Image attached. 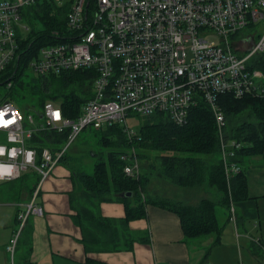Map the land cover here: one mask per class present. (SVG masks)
<instances>
[{"label":"built area","instance_id":"built-area-1","mask_svg":"<svg viewBox=\"0 0 264 264\" xmlns=\"http://www.w3.org/2000/svg\"><path fill=\"white\" fill-rule=\"evenodd\" d=\"M45 0H0V70L17 55V31H27L25 8ZM65 7L64 28L39 47L27 66L34 75L93 68L91 94L75 118L64 117L57 101L45 100L34 112H21L11 101H0V165L11 174L1 182L34 172L38 180L30 198L16 213V228L4 245L13 253L28 215H41L36 194L66 148L86 127L121 125L131 137L126 119L162 113L181 125L189 111L203 103L218 135V157L226 187L240 172L234 161L242 144L226 139L218 95L255 96L264 100V74L253 67L264 52V0H46ZM214 36L215 40H209ZM247 46H242L246 45ZM241 45V46H240ZM9 85V84H8ZM12 120L13 123L6 122ZM68 128L64 144L38 151L28 144L46 129ZM15 151V155H9ZM122 172L137 177L133 152L121 154ZM229 196L228 214L234 222ZM257 241L258 238H250Z\"/></svg>","mask_w":264,"mask_h":264},{"label":"trees","instance_id":"trees-1","mask_svg":"<svg viewBox=\"0 0 264 264\" xmlns=\"http://www.w3.org/2000/svg\"><path fill=\"white\" fill-rule=\"evenodd\" d=\"M65 13V7H57L46 0L24 9L21 17L27 31L25 34L17 31V55L0 70V101L9 100L21 112L27 113L40 109L45 100H54L58 102L64 117L75 118L79 114L81 106L91 94V80L95 74L93 68L46 75L28 74L26 71L28 61L35 57L39 47L56 37L53 31H63ZM252 62L253 67L264 74V52L255 55ZM217 102L224 115L225 138L235 139L242 144L234 155L240 172L230 180L229 189L218 157L215 123L203 103L194 106L189 111L187 121L181 125L157 113L142 117V122L131 137L117 124L95 129L99 144L111 149L103 159L99 158L93 163L90 173L74 169L81 190L68 194L70 208L74 210L72 221L79 228L80 242L86 254L129 251L136 242L146 243L147 233H132L128 222L144 217L147 203L176 214L184 239L213 233L211 246L218 244L221 226L217 214L228 209V193L232 201L246 197L245 160L264 151V100L255 96L233 98L222 94L217 96ZM67 134L68 128L61 131L46 129L33 135L28 144L37 151L42 147L56 150L64 144ZM128 150L133 151L136 159L144 162L139 167L137 177H128L122 172L124 161L120 155L130 153ZM60 161H65L64 155ZM152 174L176 186L213 188L216 196H203L195 204L150 198L143 192ZM16 180L18 189L24 188L30 195L38 176L34 172H26ZM126 192H130V195H119ZM100 202L121 203L123 216L112 218L101 215ZM246 249L257 264H264L263 241H251ZM207 251L204 252V259ZM82 264L105 263L86 255Z\"/></svg>","mask_w":264,"mask_h":264},{"label":"crops","instance_id":"crops-1","mask_svg":"<svg viewBox=\"0 0 264 264\" xmlns=\"http://www.w3.org/2000/svg\"><path fill=\"white\" fill-rule=\"evenodd\" d=\"M59 164L55 167H64V162ZM243 168L246 197L232 201L234 222L227 216L228 209L223 212V220L225 223L232 221L234 226L233 245H228L230 239L226 241L230 252L234 255L237 251L238 257L246 258L248 254L253 258L246 249L252 241V237L249 238L247 234L253 233L254 228L258 239L264 241V209L261 205L264 201V151L246 159ZM51 173L52 171L36 194L35 201L42 210L41 215H28L19 234L13 253L14 264H82L86 255L105 264H213L209 257L203 258V247H197V244H200L204 237L206 238L203 243L211 244L214 234L211 233L212 237L206 235L184 239L176 214L154 204L150 205L147 213L145 209L144 217L128 222L132 233H147L146 243L136 242L129 251L86 254L80 242L79 228L72 221L74 210L70 208L68 198L70 192L81 190L75 172H62L58 176ZM183 194L182 200H175L185 203L189 197L188 194ZM212 195L216 196L215 190ZM30 196L24 188L18 189L17 180L0 183V264H4L8 259L4 245L16 228V213L23 208ZM197 196L193 197L196 198V203L207 195ZM99 212L106 217L119 218L123 216V206L119 202H100ZM143 218L144 221L139 223ZM222 232L216 245L221 243ZM194 241L195 244H188ZM255 263L257 264L256 261Z\"/></svg>","mask_w":264,"mask_h":264},{"label":"rangeland","instance_id":"rangeland-1","mask_svg":"<svg viewBox=\"0 0 264 264\" xmlns=\"http://www.w3.org/2000/svg\"><path fill=\"white\" fill-rule=\"evenodd\" d=\"M22 20V19H21ZM21 32L23 34L26 33V31L21 30ZM209 40H215L214 36H209ZM241 46V45H240ZM242 46H247L246 45H242ZM28 74H32L31 70H29V67L27 66V70ZM143 118L142 116L137 117V116H131L128 119H126L127 125L131 128H133L134 130H136L138 128V126L140 125V123L142 122ZM95 129H92L90 127H86L83 128L82 130L79 131V133L75 136V138L72 140V142L68 145V147L66 148L65 151V161H64V167H54V169L52 170L51 175L53 176H58L61 175V173H66L67 171L74 170V169H81L87 173H90L92 171V166L93 163L97 160V159H103V157H105V154L107 151H109L111 148L110 147H103L102 145L99 144L97 139V135L95 134ZM117 149H120L119 147H117ZM129 151V150H128ZM130 152V151H129ZM133 152V151H131ZM152 155V154H149ZM210 157H208L207 159H209ZM138 161L139 167L142 166L143 160ZM59 163H63V162H58L56 165H60ZM29 174V173H28ZM43 185V184H42ZM209 189V190H208ZM188 194L189 198H186V202L185 203H191V204H195L196 202H194L196 198L198 197L197 195L199 194L200 196L202 195H207L209 197H213L212 193H214V189L213 188H209V187H205V186H199V187H181V186H176L172 183H170L168 180L156 176L154 174L150 175L148 178V183L146 185V187L144 188V192L143 195H148L150 198L156 199V198H167L170 200H175V199H180L182 200L184 196H182V194ZM183 194V195H184ZM190 194V195H189ZM142 195V196H143ZM187 197V196H186ZM150 205H153L151 203H147L146 204V213H147V209L150 207ZM261 205L264 209V201L261 202ZM219 214V215H218ZM218 224L221 226V231H223V235H222V240L220 245H216V246H211V244L207 243L204 244V240L206 237H204L202 239L203 244H197V247H203L202 252L204 253L205 251H207L206 256L210 258L211 262L213 264H256L254 259L251 258L248 254H247V259L244 257H238L237 251L235 252V254L233 255L230 252V248L228 247V245L232 246L233 245V241H232V237H234V226L232 221L225 223L223 220V213L220 211L218 212ZM144 218L141 219L139 221V223L143 222ZM146 222V219H145ZM257 223V222H256ZM253 227V225H252ZM257 231V230H255ZM253 233H248L247 235H249L250 237L253 238H259L258 235L256 234V232H254V228L252 229ZM212 237V235H207ZM236 238V237H235ZM230 239V243L227 245L226 241ZM263 241V240H262ZM264 242V241H263ZM196 241L194 242H189L188 244H195ZM194 251H198L197 249H194ZM198 253V252H197Z\"/></svg>","mask_w":264,"mask_h":264},{"label":"clouds","instance_id":"clouds-1","mask_svg":"<svg viewBox=\"0 0 264 264\" xmlns=\"http://www.w3.org/2000/svg\"><path fill=\"white\" fill-rule=\"evenodd\" d=\"M4 154V149L2 147H0V155H3ZM9 155H15V151L13 150L12 152L9 153ZM5 174H11V168L10 166H3V165H0V178H3V176Z\"/></svg>","mask_w":264,"mask_h":264},{"label":"snow or ice","instance_id":"snow-or-ice-1","mask_svg":"<svg viewBox=\"0 0 264 264\" xmlns=\"http://www.w3.org/2000/svg\"><path fill=\"white\" fill-rule=\"evenodd\" d=\"M2 113H0V117H2ZM14 121H12V120H9V121H7L6 123L7 124H10V123H13ZM5 122H3L2 120H0V126H2L3 124H4Z\"/></svg>","mask_w":264,"mask_h":264},{"label":"water","instance_id":"water-1","mask_svg":"<svg viewBox=\"0 0 264 264\" xmlns=\"http://www.w3.org/2000/svg\"><path fill=\"white\" fill-rule=\"evenodd\" d=\"M120 196H129L130 192H126V193H119Z\"/></svg>","mask_w":264,"mask_h":264}]
</instances>
